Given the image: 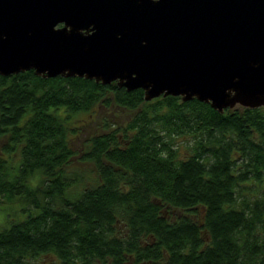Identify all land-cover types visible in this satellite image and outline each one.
<instances>
[{
  "label": "trees",
  "instance_id": "16d2710c",
  "mask_svg": "<svg viewBox=\"0 0 264 264\" xmlns=\"http://www.w3.org/2000/svg\"><path fill=\"white\" fill-rule=\"evenodd\" d=\"M0 198V264H264V105L0 74Z\"/></svg>",
  "mask_w": 264,
  "mask_h": 264
},
{
  "label": "water",
  "instance_id": "95a60500",
  "mask_svg": "<svg viewBox=\"0 0 264 264\" xmlns=\"http://www.w3.org/2000/svg\"><path fill=\"white\" fill-rule=\"evenodd\" d=\"M264 105V0H0V74Z\"/></svg>",
  "mask_w": 264,
  "mask_h": 264
},
{
  "label": "rangeland",
  "instance_id": "374dc122",
  "mask_svg": "<svg viewBox=\"0 0 264 264\" xmlns=\"http://www.w3.org/2000/svg\"><path fill=\"white\" fill-rule=\"evenodd\" d=\"M22 204L18 201L9 202L0 198V227L7 224L12 219L19 218L22 215ZM47 260V259H46Z\"/></svg>",
  "mask_w": 264,
  "mask_h": 264
},
{
  "label": "flooded vegetation",
  "instance_id": "af4514ba",
  "mask_svg": "<svg viewBox=\"0 0 264 264\" xmlns=\"http://www.w3.org/2000/svg\"><path fill=\"white\" fill-rule=\"evenodd\" d=\"M239 105H240V104H237V105H235L234 107H231V108H238ZM240 106H242V105H240Z\"/></svg>",
  "mask_w": 264,
  "mask_h": 264
}]
</instances>
